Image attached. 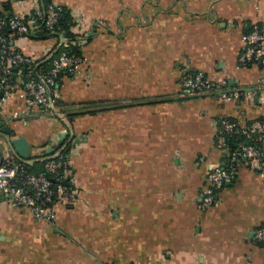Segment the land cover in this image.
<instances>
[{
	"label": "crops",
	"instance_id": "obj_1",
	"mask_svg": "<svg viewBox=\"0 0 264 264\" xmlns=\"http://www.w3.org/2000/svg\"><path fill=\"white\" fill-rule=\"evenodd\" d=\"M12 2L14 13L44 5ZM52 2L72 10L82 71L60 79L51 108L27 107L15 73L0 122L30 148L21 159L0 138V164L44 161L73 133L67 198L48 224L0 191V264H264V155L237 162L215 205L199 198L210 168L230 163L220 122H264V89L219 98L264 79L263 66L240 63L244 35L264 25V0ZM41 39L14 45L39 60L59 37ZM190 73L214 92L185 96Z\"/></svg>",
	"mask_w": 264,
	"mask_h": 264
},
{
	"label": "built area",
	"instance_id": "obj_2",
	"mask_svg": "<svg viewBox=\"0 0 264 264\" xmlns=\"http://www.w3.org/2000/svg\"><path fill=\"white\" fill-rule=\"evenodd\" d=\"M6 0H0V113L9 96L12 95L9 85L14 80L15 73H23V84L19 96L29 108L43 106L51 108L53 91L63 76L73 77L82 71L83 58L67 51L59 52L61 46H68L69 41L61 43L62 33L60 19L61 5L49 3L39 4L25 13H14L6 20L2 16V6ZM44 31L49 38L58 36V41L47 47L41 60L29 56L14 41L19 38L37 37V31ZM47 38V39H49ZM245 48L240 55V63L247 65L258 63L264 67V25L255 26L244 35ZM49 62L48 69L42 65ZM183 94L185 96L206 95L213 93L215 84L202 73H190L182 77ZM264 89V79L251 90L221 91L219 98L224 100H240L244 95L258 94ZM237 133L243 134L245 140L236 144L230 151V163L216 165L208 171L209 185L200 194V207L208 208L218 202V193L229 184L235 173L237 162L260 160L263 155L261 147L264 140V122L260 120H223L216 134L217 146L228 149L230 139ZM261 143V144H260ZM58 154L54 152L52 155ZM68 157L62 152L57 157L48 158L44 169L38 173L29 171L27 163L13 161L10 164H0V191L9 196L15 206L28 207L35 216L48 224H53L56 217L55 206L65 202L68 186ZM256 237L262 238L259 231Z\"/></svg>",
	"mask_w": 264,
	"mask_h": 264
},
{
	"label": "trees",
	"instance_id": "obj_3",
	"mask_svg": "<svg viewBox=\"0 0 264 264\" xmlns=\"http://www.w3.org/2000/svg\"><path fill=\"white\" fill-rule=\"evenodd\" d=\"M12 1L13 0H6L3 3V6H2L1 14H2V16H4V18L6 20L9 19V15L14 14L13 5H12L13 2ZM43 2H44V6H47L49 3H53L52 0H43ZM62 7H63V9H62V17L60 19V27H61V32L62 33H60V34H64L65 35L66 40L69 41V45L68 46H61L60 49H59V52L67 51L70 54H75L77 56H81V51H80V47H79L80 38H79L78 34H76L73 31V28L76 25V20H75L73 14H72V10L71 9H69L66 6H62ZM41 40H43V39H41ZM57 41L58 40H56V42ZM40 60L41 59H39V61ZM49 65H50L49 62H45L42 65L41 68L42 69H48L50 67ZM60 81L61 80H59L58 83H60ZM54 101H55L54 103H55L56 107H62V108L65 107L64 103L61 100L54 99ZM74 115H75L74 113L72 114V113H68L67 112V116L66 117H68V119L70 121V124L72 123V120H73L72 117H74ZM228 120H233V119H228ZM73 140H74V138L70 137L62 145L55 146V150L56 151H60L62 149V154L64 156L68 157V161H69V152H70L71 146L73 144ZM243 140H245V136L243 134H240V133L235 134L230 139L229 144L227 146L228 147L227 150L230 152L231 150H233V148H235V146H236V144L238 142L243 141ZM44 146H46V145H44ZM52 154L53 153H49V155H52ZM43 156H47V154H43ZM47 157L44 158V161L39 160V161L35 162L32 165H30V164L28 165L27 164L29 171L32 172V173H38V172L42 171L44 169V165H45V162L47 160ZM16 162H19V160H17ZM68 170H70L69 167H68Z\"/></svg>",
	"mask_w": 264,
	"mask_h": 264
},
{
	"label": "water",
	"instance_id": "obj_4",
	"mask_svg": "<svg viewBox=\"0 0 264 264\" xmlns=\"http://www.w3.org/2000/svg\"><path fill=\"white\" fill-rule=\"evenodd\" d=\"M44 7V5H43ZM56 35H59L61 37V43L63 44L64 43V39H65V35L64 34H59V33H54ZM35 35L37 37H41L42 39H47L50 37V35H53V34H45L44 31L40 30V31H37L35 33ZM51 99L52 96H51ZM68 135V132H65L63 134H61V138L59 140V144H63L64 140H65V137ZM15 134H12L10 129L6 126H5V123L3 122H0V138H3L4 139V144L10 148V150L13 152V153H17V155L21 158V159H27L28 158V152H29V148H30V144L28 142V140L25 138V137H17V138H14ZM74 135L73 133H71V138H73ZM49 152L50 150H52V148H49L48 149ZM0 151L2 152L3 151V147L0 146ZM62 152V149L60 151H58V154H60ZM58 154H55V155H49L47 157L48 158H54V157H57ZM255 163H259V160H256ZM65 184H68L67 181H65Z\"/></svg>",
	"mask_w": 264,
	"mask_h": 264
},
{
	"label": "rangeland",
	"instance_id": "obj_5",
	"mask_svg": "<svg viewBox=\"0 0 264 264\" xmlns=\"http://www.w3.org/2000/svg\"><path fill=\"white\" fill-rule=\"evenodd\" d=\"M46 40H48V39H46ZM50 40V39H49Z\"/></svg>",
	"mask_w": 264,
	"mask_h": 264
}]
</instances>
